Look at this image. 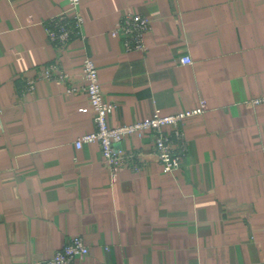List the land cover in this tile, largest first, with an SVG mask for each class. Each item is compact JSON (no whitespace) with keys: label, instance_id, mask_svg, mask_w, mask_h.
<instances>
[{"label":"crops","instance_id":"obj_1","mask_svg":"<svg viewBox=\"0 0 264 264\" xmlns=\"http://www.w3.org/2000/svg\"><path fill=\"white\" fill-rule=\"evenodd\" d=\"M68 9L0 0V264H41L75 235L90 250L77 264H264V0H81V33L59 48L48 29ZM130 13L150 19L144 52L111 34ZM86 57L112 126L204 110L179 170L163 172L148 131L118 145L143 152L138 173L76 148L96 130L69 92ZM51 64L69 82L38 78Z\"/></svg>","mask_w":264,"mask_h":264},{"label":"built area","instance_id":"obj_2","mask_svg":"<svg viewBox=\"0 0 264 264\" xmlns=\"http://www.w3.org/2000/svg\"><path fill=\"white\" fill-rule=\"evenodd\" d=\"M69 9L62 12L52 21L48 29L49 39L59 48L67 46L71 40L79 35L83 26V18L79 13L81 0H68ZM150 27V19L140 14L130 13L123 17L117 27L111 32L112 36L120 35L124 39L127 50L146 51L145 35ZM182 64L190 65L189 57L181 58ZM83 85H69V92L86 94L89 104L94 112L96 130L80 137L76 148L85 144L98 143L106 165L113 169L129 168L134 172H141L146 166L143 152L137 149L125 150L119 148L126 137L141 134L145 131L151 133L152 150L162 165L164 173H173L180 169L187 155L188 145L183 125L192 117L203 114L202 108L186 110L170 115H161L155 112L143 121L122 126L110 125L109 119L115 110V105L104 97L99 82V73L95 61L86 57L82 67ZM38 78H48L59 84L69 82V75L59 64L45 67ZM30 90L34 82L28 81ZM256 106L264 105V96L252 99ZM89 246L80 235L71 236L66 244L56 254L41 264H77V259L89 254Z\"/></svg>","mask_w":264,"mask_h":264}]
</instances>
